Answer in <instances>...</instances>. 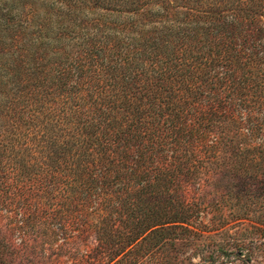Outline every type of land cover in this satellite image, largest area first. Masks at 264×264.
Here are the masks:
<instances>
[{
  "label": "trees",
  "instance_id": "16d2710c",
  "mask_svg": "<svg viewBox=\"0 0 264 264\" xmlns=\"http://www.w3.org/2000/svg\"><path fill=\"white\" fill-rule=\"evenodd\" d=\"M216 116L264 135V0H4L0 264L247 262L188 193Z\"/></svg>",
  "mask_w": 264,
  "mask_h": 264
},
{
  "label": "rangeland",
  "instance_id": "374dc122",
  "mask_svg": "<svg viewBox=\"0 0 264 264\" xmlns=\"http://www.w3.org/2000/svg\"><path fill=\"white\" fill-rule=\"evenodd\" d=\"M240 114L246 115V109H240L234 118L240 119ZM233 121L231 116L225 120L216 116L209 122L208 148L192 168L194 187L198 189L188 193L199 196V200L207 204L208 213L201 220L211 230H203V235H211L213 239L224 237L225 242L229 239L245 240L251 245L243 253H250L251 257L243 264H264V245L259 244L264 240V225L250 217L234 216L230 206L237 201L264 200V194L259 195L264 191V179L252 185L241 175L245 168L257 173L264 171V135L250 137L244 127L238 128ZM246 148L253 150L247 152ZM221 216L225 224L215 229L223 219ZM232 259L225 256V264L239 263Z\"/></svg>",
  "mask_w": 264,
  "mask_h": 264
}]
</instances>
